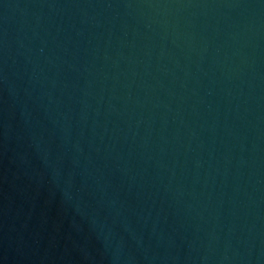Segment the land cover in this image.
<instances>
[{
    "label": "water",
    "instance_id": "obj_1",
    "mask_svg": "<svg viewBox=\"0 0 264 264\" xmlns=\"http://www.w3.org/2000/svg\"><path fill=\"white\" fill-rule=\"evenodd\" d=\"M0 264H264V0H0Z\"/></svg>",
    "mask_w": 264,
    "mask_h": 264
}]
</instances>
